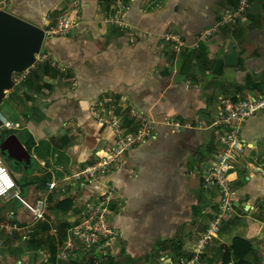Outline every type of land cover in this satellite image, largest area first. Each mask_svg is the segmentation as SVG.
<instances>
[{
  "label": "crops",
  "instance_id": "obj_1",
  "mask_svg": "<svg viewBox=\"0 0 264 264\" xmlns=\"http://www.w3.org/2000/svg\"><path fill=\"white\" fill-rule=\"evenodd\" d=\"M237 2L0 0L4 10L43 29L59 15L70 20L61 34L62 56L47 44L54 35H46L43 45L41 62L58 74L31 67L38 74L33 88L18 81L21 106L13 102L16 119H9L20 132L10 135L28 156L14 160L6 154L28 179L18 200L0 197L9 204L0 212V264H38L36 255L45 264L60 260L69 230L86 220L87 205L104 192V175L90 181L82 173L109 155L116 141L112 125L101 119V108L109 103L131 109L140 122L132 133L144 121L151 127L150 136L112 163L107 176L115 192L110 216L121 231L112 255L128 264L175 239L177 248L156 250L159 260L175 264L179 258L183 264V255L193 256L211 218L206 207L216 210L219 201L218 191L204 187L203 178L221 149L222 128L215 124L220 98H255L264 91V0H250L236 22L213 30ZM120 10L122 25L111 21ZM209 29L212 35L203 34ZM171 31L180 36L182 50L162 40ZM240 135L245 151L229 173L236 212L208 246L207 263L222 251L224 263L235 264L240 241L250 247L244 260L264 263V113L249 117ZM52 181L57 186L50 191ZM45 195L47 219L33 225L29 205ZM49 236L55 257L44 242Z\"/></svg>",
  "mask_w": 264,
  "mask_h": 264
},
{
  "label": "built area",
  "instance_id": "obj_2",
  "mask_svg": "<svg viewBox=\"0 0 264 264\" xmlns=\"http://www.w3.org/2000/svg\"><path fill=\"white\" fill-rule=\"evenodd\" d=\"M249 1L238 0L234 8L225 10L213 30L216 31L219 26L236 22L241 13L247 8ZM121 11L114 13L111 17V21L115 24L122 25ZM69 27L70 20L61 16L57 19L55 28L50 26L48 29H44V31L48 36L61 35L66 33ZM212 32L214 31L209 29L204 31L203 34L212 35ZM161 38L176 51L182 50L183 42L175 31L163 34ZM220 106L221 109L215 124L222 128V135L220 137L221 149L203 178L204 187L215 188L218 191L219 201L216 210H212L210 206L206 207V210L211 214V218L208 226L196 239L193 256L187 264H208L204 258L208 246L214 239L219 237L224 222L232 217L234 211L236 212L235 191L231 185L229 173L234 158L245 151L246 145L240 135L245 122L249 117L257 113H264V91L255 98H238L235 100L230 97H221ZM0 117L2 124L10 126L6 118ZM144 123L142 128L138 129L136 133L125 134L120 126V121H113L112 127L116 141L109 148L110 156L100 157L97 165L86 168L82 173L84 178L91 181L98 178V176H108L107 173H109L112 163L121 159L130 147L144 141L150 136L151 127L146 121ZM107 176L103 184V186L105 185L104 192L99 194L100 197L95 204L87 205L86 220L74 225L69 230L68 241L61 247L58 253L59 259L71 260L74 258L76 255L74 251V248H76L74 244L75 238L79 241L81 247L85 249L93 248L96 252L106 246H115L120 235L116 231L110 216L111 199L114 198L115 192L112 190L113 187L107 184ZM48 186L49 190L52 191L56 188L57 182L52 181ZM20 193V188L9 171L3 156L0 154V197L18 200ZM29 210L33 225L45 222L49 210L48 196L45 195L30 204ZM55 232H57V229H55Z\"/></svg>",
  "mask_w": 264,
  "mask_h": 264
},
{
  "label": "rangeland",
  "instance_id": "obj_3",
  "mask_svg": "<svg viewBox=\"0 0 264 264\" xmlns=\"http://www.w3.org/2000/svg\"><path fill=\"white\" fill-rule=\"evenodd\" d=\"M3 7H4V4H1L0 11H6L3 9ZM60 17L61 16L59 15V16L53 18L52 22L49 23L50 26L55 28V26L57 24L56 18H60ZM48 28L49 27H46L45 29H48ZM46 38H48V37L46 36ZM44 59H45V57H44V47H43L41 52L38 53L37 59L35 61V65L32 68L36 69L37 65L41 61H43ZM29 73L30 72H28V70L25 72L14 73L12 80L15 84L13 85L12 88H9L8 90H6L3 98L0 99V111L3 113L1 115L4 118H6L9 121V123H11L9 118L16 119V108L13 106V102H15L17 104V101L15 100V94H17L18 81L21 79L23 80L27 75H29ZM109 105L110 106L108 108V107H105V105L103 104V106L101 108V112H102L101 119L103 120V122L108 123L109 125H112L113 121H115V120L120 121V126H121L122 130H124L125 134H129V133L135 132V130H137V128L140 126V122L135 116L132 115L131 109H129V108L122 109L121 106H119L118 104H113V103L112 104L109 103ZM115 113L118 115L117 117L115 116ZM11 124L9 127L1 126L2 128L0 127V134H2L3 136H7V135H10L12 133H19L20 132L18 124H15L14 126ZM0 154L3 156L5 163L8 166L9 171L11 172L13 178L15 179L18 187L21 188L20 190L21 191H23L24 189L26 190L25 181H26V179H28V176L27 177L25 176L24 178H23V176L22 177L20 176V173L24 172L23 168L18 166L17 164H14L12 162V159L10 157H7L6 153L1 151ZM105 156L106 155L100 156V157L103 158ZM31 170L32 169H30L28 171L27 175H29L31 173L30 172ZM23 175H26V172H24ZM104 176L106 177L107 175H104ZM49 177H50L49 173L44 174V176H42L44 181H46L47 178H49ZM99 177H101V176H99ZM9 203L12 204L11 202H9ZM8 205H9L8 202L6 205L4 203L2 204V202H0V212L2 211L1 214H4L3 212L8 210V208H9ZM113 225H114V222H113ZM115 229L118 233L121 232L117 228H115ZM61 236H62L61 238L64 239L63 238L64 235L62 233H61ZM75 240L76 241L74 244L76 247L75 248L76 258L74 257L71 260H61V259L57 260L55 257L54 261L50 260V262L52 264H71L73 262L82 263V264H125L123 262V260L121 259V257H120V259L117 260L116 257L114 255H112V253H113L112 251H113V248L115 246H113V247L112 246H110V247L106 246V247L100 249V251L96 252L93 248H91V249L82 248L81 246H79V243L77 242L76 238H75ZM174 247H176V244L174 245ZM153 248L155 249V251L153 252L152 255H148L142 259L134 257L132 259V262H129L128 264H170L168 261L159 260L155 254L156 250H163L164 249L163 246L159 245L157 247V245H154ZM190 255H191V253L187 252L186 255H183L181 257V260L182 259L184 260L183 264H187V262L191 258ZM35 257H36V259H38V264H45L44 262L41 261L42 255H38V256L36 255ZM239 262L240 261H234L235 264H238ZM175 264H181V261L179 258H178V260H175ZM208 264H228V262L224 263L223 254H222V251H220L219 255L216 256L215 259L210 260V263H208ZM244 264H257V263H254L252 260H245ZM258 264H264V263H261V261L258 260Z\"/></svg>",
  "mask_w": 264,
  "mask_h": 264
},
{
  "label": "water",
  "instance_id": "obj_4",
  "mask_svg": "<svg viewBox=\"0 0 264 264\" xmlns=\"http://www.w3.org/2000/svg\"><path fill=\"white\" fill-rule=\"evenodd\" d=\"M46 34L41 26L7 11H0V98L12 87V75L35 65L38 53L45 43ZM2 126V122L0 121ZM0 150L14 160L28 156L25 147L13 134H0Z\"/></svg>",
  "mask_w": 264,
  "mask_h": 264
},
{
  "label": "trees",
  "instance_id": "obj_5",
  "mask_svg": "<svg viewBox=\"0 0 264 264\" xmlns=\"http://www.w3.org/2000/svg\"><path fill=\"white\" fill-rule=\"evenodd\" d=\"M54 36H55L54 38L49 39L47 41V44L54 50V52L56 54L62 56L63 43L65 40L61 37L62 35H54ZM37 67L39 69H42L45 74H49L52 76H56L58 74V71L56 69H53L49 63L40 62L37 65ZM36 76H38V74L35 72V70L31 69L29 75H27L23 80L20 81V85L23 86L24 88H28V89L33 88V86L35 84V80H37ZM37 88H40V86L37 85ZM15 100L17 101L18 107H20L21 106V99H20V96L18 94H15ZM129 150H127V151H129ZM61 205H62L61 202H59V204L57 206L59 207ZM42 229L46 230L47 226H44V228H42ZM44 242H46L48 244V247L50 248L53 257H55L56 246L53 243V238L49 236V237H47L46 240H44ZM240 242H241V244L239 246H235L236 248L234 249V254L239 258L240 262L238 264H244L245 255H246V253L249 252L250 247H249L248 243H246L245 241H240ZM177 243H178V241L175 239L166 240L164 242L158 243L157 247L160 245V246L164 247L163 250H166L169 248L174 249V248H177V247H174L175 244H176V246L178 245ZM71 264H82V263L73 262Z\"/></svg>",
  "mask_w": 264,
  "mask_h": 264
},
{
  "label": "flooded vegetation",
  "instance_id": "obj_6",
  "mask_svg": "<svg viewBox=\"0 0 264 264\" xmlns=\"http://www.w3.org/2000/svg\"><path fill=\"white\" fill-rule=\"evenodd\" d=\"M1 142H3V141H0V145H1ZM4 152V151H3ZM5 153V152H4Z\"/></svg>",
  "mask_w": 264,
  "mask_h": 264
}]
</instances>
